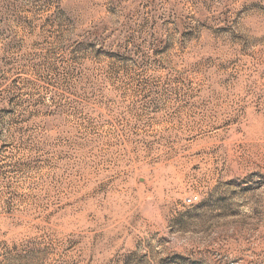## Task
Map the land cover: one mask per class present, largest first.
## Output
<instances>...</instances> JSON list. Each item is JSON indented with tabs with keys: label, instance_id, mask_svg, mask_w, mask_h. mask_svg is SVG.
Listing matches in <instances>:
<instances>
[{
	"label": "rangeland",
	"instance_id": "obj_1",
	"mask_svg": "<svg viewBox=\"0 0 264 264\" xmlns=\"http://www.w3.org/2000/svg\"><path fill=\"white\" fill-rule=\"evenodd\" d=\"M0 264H264V0H0Z\"/></svg>",
	"mask_w": 264,
	"mask_h": 264
}]
</instances>
